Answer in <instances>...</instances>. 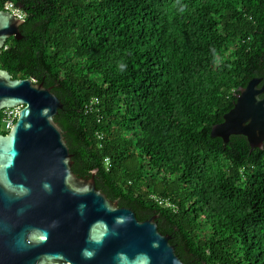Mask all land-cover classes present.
I'll use <instances>...</instances> for the list:
<instances>
[{"label": "trees", "instance_id": "trees-1", "mask_svg": "<svg viewBox=\"0 0 264 264\" xmlns=\"http://www.w3.org/2000/svg\"><path fill=\"white\" fill-rule=\"evenodd\" d=\"M8 2L25 22L0 68L62 99L73 170L156 216L189 264H264V147L212 135L241 88L264 83V0Z\"/></svg>", "mask_w": 264, "mask_h": 264}, {"label": "water", "instance_id": "water-1", "mask_svg": "<svg viewBox=\"0 0 264 264\" xmlns=\"http://www.w3.org/2000/svg\"><path fill=\"white\" fill-rule=\"evenodd\" d=\"M25 18L0 10V50L23 37ZM254 77L212 128L264 147V83ZM24 104L8 133L0 130V264H189L160 231L73 170V154L55 120L62 99L33 78L0 68V110Z\"/></svg>", "mask_w": 264, "mask_h": 264}, {"label": "built area", "instance_id": "built-area-1", "mask_svg": "<svg viewBox=\"0 0 264 264\" xmlns=\"http://www.w3.org/2000/svg\"><path fill=\"white\" fill-rule=\"evenodd\" d=\"M5 9H8L18 15L19 17L25 18V14L22 12L20 8L15 7V5L12 2H8L5 6ZM100 100L98 97L92 98L86 108L88 110H99ZM24 104H19L14 107H5L0 110V129L5 131H10L12 126L15 124L16 120L18 119L19 112L23 108ZM4 125V127H3ZM153 197L163 206L171 205L168 199L153 195ZM70 264V263H66Z\"/></svg>", "mask_w": 264, "mask_h": 264}, {"label": "rangeland", "instance_id": "rangeland-1", "mask_svg": "<svg viewBox=\"0 0 264 264\" xmlns=\"http://www.w3.org/2000/svg\"><path fill=\"white\" fill-rule=\"evenodd\" d=\"M233 52H234V45H233V43H231L227 49L223 50L220 53V55L218 56V59H222V58H224L230 54H233ZM3 127H4V125H3Z\"/></svg>", "mask_w": 264, "mask_h": 264}]
</instances>
